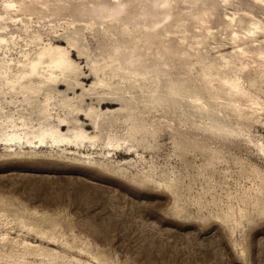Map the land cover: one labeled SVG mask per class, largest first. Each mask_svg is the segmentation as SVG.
I'll return each instance as SVG.
<instances>
[{
  "label": "rangeland",
  "instance_id": "rangeland-1",
  "mask_svg": "<svg viewBox=\"0 0 264 264\" xmlns=\"http://www.w3.org/2000/svg\"><path fill=\"white\" fill-rule=\"evenodd\" d=\"M214 1L200 14L181 2L169 18L194 55L164 64V37L152 36L134 63L149 70L142 88L109 103L99 100L114 91L106 83L131 82L117 67L127 66L126 45H144L138 17L129 34L124 16L102 17L103 0H38L33 12L0 3L1 14L24 18L0 19L8 38L0 57L11 70L49 42L67 47L76 28L83 41V53L71 51L72 71L58 74L61 85L48 71L14 86L0 79V118L38 124L46 103L55 118L81 113L78 125L96 135L95 145L0 143V264H264V53L244 58L252 97L240 108L211 98L201 73L202 59L238 48L235 31L244 34L252 15L264 22V0ZM234 12L244 22L228 30L221 17ZM170 78L194 85L209 109L171 98ZM85 113H101L98 128ZM109 135L122 145H108Z\"/></svg>",
  "mask_w": 264,
  "mask_h": 264
},
{
  "label": "bare ground",
  "instance_id": "bare-ground-1",
  "mask_svg": "<svg viewBox=\"0 0 264 264\" xmlns=\"http://www.w3.org/2000/svg\"><path fill=\"white\" fill-rule=\"evenodd\" d=\"M103 1L105 3H103L102 17L112 20L124 16V19H126V32L129 34L131 33V30L128 28L130 20L138 17L137 24L139 28H144L142 32H145L143 33L145 39L143 40L144 45L139 43V40L132 45H126L125 62H127V66H123L121 62H119L121 65L118 64L117 66L118 68L125 69L128 73L127 79L131 80V82L123 85L124 83L121 79H126V77L120 75V78H118L120 80L117 83H106L114 91H111L112 94L109 91L110 96L101 95L99 98L101 103L119 102L122 100L126 102L128 99L124 97L123 93H131L134 89L142 88V84L144 83V79L147 78L149 70H139L134 63L141 59V50L143 47L146 50L145 53L151 48L153 43L152 36L164 37L162 39V48L158 51L162 53L161 56H164L166 53L168 54L161 61L164 64L169 65L171 63L170 61L181 55H184L186 58L194 55L182 47V43L186 40L187 35L175 34L176 31L181 30V25L177 23L176 29L169 22V18L178 10L181 2L192 4L193 8L198 7V14L207 9L208 12L217 8L214 0H153L151 2L145 0L146 2L144 3H140V0ZM37 2L38 0H29V2L25 0L0 1L6 9H24L30 12L38 9L36 6ZM14 17L10 12H6L5 14L0 13V19H20L24 21L22 17ZM244 17V15H239L234 12L228 14L226 17H221V19L223 20L224 27L229 30L235 26L239 27L244 22ZM249 20L248 22L251 23V26L247 27L248 29H245L246 31L244 30V34L235 31L233 38L238 44L237 49L229 52H221L220 55L218 54L220 56L219 59L207 56L208 61L205 59L201 60V73L205 80L207 94L211 98L222 99L221 101L224 100L225 104L229 103L237 108H240L246 99L252 97V93L248 92L242 83L243 75L241 71L246 67L244 58L249 55H262L264 53V49L262 48L264 39L259 40L257 34H264V22L253 15ZM6 26L5 24H1L0 28H5ZM79 30L76 28L67 36V47L49 42L38 48L34 55L26 52V58L24 60H18L14 63L18 65L15 71L14 69L11 70L13 63L11 59L0 57V79H9L11 86H14L17 82H21V78L27 77L31 81L33 74L36 72L48 71L50 80L61 85L58 74L64 73L68 75L72 71L71 51L73 52L77 49L78 53H83V41ZM6 42H8V38L5 35L0 36V48L8 47L5 44ZM243 43L246 45H243ZM133 64L135 66H132ZM94 70L97 73L99 68L94 67ZM96 83L105 84L104 79H98ZM167 92L174 100L188 98L193 108L197 107L201 110L209 109L208 104L202 101L203 97L200 92L196 90L194 85L185 80L170 78L167 84ZM74 110L75 108L72 109V112ZM40 112L41 120L38 124H33V121L29 122L25 115L19 118H15L13 115H5L3 118H0V143L6 145L24 143L27 146H53L63 144L81 146L86 141H91L92 145H95L96 135H90L81 125H78L79 120L73 117V115L77 114L78 116L81 113L58 114L55 118L53 113L48 112L46 103L40 107ZM125 114L129 119L138 116V113ZM85 115L86 119L91 120L90 124H93L96 128L99 127L98 119L101 113H85ZM66 125H68L67 130H63ZM107 144L119 147L122 145V141L116 136L109 135Z\"/></svg>",
  "mask_w": 264,
  "mask_h": 264
}]
</instances>
